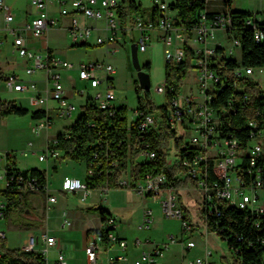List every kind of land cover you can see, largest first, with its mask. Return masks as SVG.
I'll use <instances>...</instances> for the list:
<instances>
[{
  "label": "built area",
  "instance_id": "built-area-1",
  "mask_svg": "<svg viewBox=\"0 0 264 264\" xmlns=\"http://www.w3.org/2000/svg\"><path fill=\"white\" fill-rule=\"evenodd\" d=\"M121 1L71 0L72 6L68 7L66 0H29L30 5L36 10L35 16L22 26L11 28L8 25L14 18L11 6L5 0H0V10L4 12L7 22L6 28L13 36V52L26 62L25 73L32 76L37 70L44 72L42 79L28 81H23L18 72H11L4 74L1 82L7 91L26 96L34 107L32 112L40 113L41 117L37 118L40 121L32 126V131L40 134L43 130L50 129L54 122L52 114L62 118L72 117L78 109L70 100L74 95L85 97L80 105L81 108L86 103H90L109 116L116 112L113 104L115 68L110 63L95 59V61H79L74 64L48 49L37 51L29 47L30 42L44 36L48 29L60 25L64 16L69 15L66 31L73 44L89 43L93 29H102L106 32L105 35L96 36L98 44L121 40L125 35L136 31L133 40L137 43V50L143 51L149 44V31L158 30V36L165 44L166 63L174 66L185 61V46H191L195 52L193 65L197 72L196 90L182 92V81L171 84L164 81L156 89L158 94L166 97V102L157 108L158 113L136 109L133 121L139 117L135 130L139 140L138 156L143 158V162L153 161L157 157L156 151L146 139L153 129H158L164 124L176 134L181 131L182 150L179 161L181 171L177 172L174 178L181 181L189 178L195 184V189L200 193L201 225L191 220L181 202L179 191L190 189L183 188L182 185L170 184L164 169L148 171L136 180L131 179L127 169L126 174L119 180L121 188H130L142 197L159 198L164 215L178 218L182 223L180 237L170 234L162 241L149 239L141 241L139 238L132 241L131 244L135 248L143 246L149 248L142 249L130 264H169L164 260L165 253L175 244H180L182 247L180 264H243L240 248L229 246L233 235H225L217 219L222 217L224 207H233L246 212V220H250L259 232L264 231V201L260 202L261 194H264V107L255 106L252 114L245 118L243 126L247 129V138L243 142L234 130L229 129L240 99L232 93L221 105H216L215 101L218 103L219 94L229 87H233L234 91H243L245 87L240 83V79H250L258 83L255 77L264 73V67L239 64L229 74L220 72L221 56L237 58L234 55L236 50L241 54L242 43L240 37L234 34L231 5L210 12V16L205 9H201L198 13V22L189 34L183 25L176 24L177 10L170 6L175 0H151L152 6L156 8L155 16L144 17L141 13H127L125 24L120 15ZM193 1L195 0H188L189 3ZM51 3L59 4L56 14L50 12ZM81 16L84 18L83 22ZM88 19L103 23L91 26L86 22ZM239 23L252 28L256 42L264 40V29L261 27V23L264 24V15L260 12L252 11L240 18ZM218 29L224 32L229 46L215 39ZM1 44L0 40V46ZM68 70L76 73L69 91L65 89L62 75V71ZM75 79L80 81L82 85L80 89L77 88ZM40 83L43 86H40ZM261 89L264 91V88ZM259 94L263 95V93ZM248 98L247 94L243 95L244 102ZM49 100H55L57 107H50ZM165 105L167 110L163 113L160 107ZM57 141V135L47 138L40 154L33 150L32 143H29L31 149L23 151L22 154L36 156L41 162L57 159L62 154L60 149L55 148ZM94 158H97L96 154ZM113 165L116 166L117 162ZM0 169L3 171L5 188H15L30 193L41 192L49 203L56 202V196L50 194L48 181L40 182L38 177L13 168L5 154H0ZM86 173L94 175L95 168L88 167ZM61 189L66 193H80L83 202L91 195V189L78 177L65 176ZM108 191L107 185L101 187L102 200H106ZM6 207V200L1 197L0 242L7 237V231L1 227V223L7 219ZM152 216L153 210L145 208L140 227L149 228ZM64 222L70 224L67 219ZM117 226L114 216L104 215L102 235L97 233L95 238L85 245L87 264L129 262L127 250L130 242L118 236ZM200 228L204 230L199 235L198 249L201 253L190 259L187 254L197 248L198 244L194 237L196 230ZM211 236L217 240L215 246L208 244ZM235 236L237 241L243 240L242 236L237 234ZM40 243L42 246L38 247ZM258 243L264 247V238L259 239ZM55 244V237L47 232L42 234L30 232L22 249L38 252L47 260L49 249ZM248 244L250 247L253 246L251 241ZM110 245H116L120 252L111 255ZM101 246L104 247L103 250ZM2 255L3 251L0 249V259ZM55 264H65V257L61 251L56 256Z\"/></svg>",
  "mask_w": 264,
  "mask_h": 264
},
{
  "label": "rangeland",
  "instance_id": "rangeland-1",
  "mask_svg": "<svg viewBox=\"0 0 264 264\" xmlns=\"http://www.w3.org/2000/svg\"><path fill=\"white\" fill-rule=\"evenodd\" d=\"M8 1V0H7ZM15 5V11L19 14V21L23 22L24 19L29 18L30 10L33 6L27 2V0H9ZM8 1V2H9ZM142 1L145 5L149 0H137ZM239 8L249 9L252 11H258L260 14L264 15V0H234ZM128 3L129 0H126ZM151 2V0H150ZM70 0L67 5H70ZM152 6L151 4H148ZM84 21L83 16H81V22ZM89 25L94 26L97 24L95 20L88 19L86 21ZM136 31L133 34L125 35L121 40L118 41H108L103 44H98L96 42V36L98 34L105 35V30L93 29L92 35L88 40L89 43L86 45H74L72 44L71 37L66 30L57 26H53L48 31V37L50 40V45L53 51L61 56L63 59L71 63H77L78 61L88 62L95 61V59H101L106 63H110L115 68V74L113 75L114 82V100L113 104L115 107H125V115L127 122L130 123L134 119V111L139 106V98L144 99V91L138 85L137 71L133 66L131 58V43L135 42L134 37L136 36ZM150 38L149 44L146 50H138L139 63L143 70L149 74L150 77V91L149 100L153 102L156 109L154 112L158 113L157 107L163 105L166 102L165 95H160L156 92L158 86L162 85L165 81V44L162 39L158 36L156 30L149 31ZM0 36L3 39V43L0 46V66L10 69L14 68L21 75L23 81L39 80L43 78L44 72L37 70L35 74L29 76L25 73V65L16 53L12 51V34L8 30H0ZM217 41L224 43V45L229 46V42L225 39L224 32L222 30L216 31ZM113 48H116L113 50ZM234 55L239 59L241 54L239 50H236ZM149 64V68H145V65ZM196 70L194 68H189L185 78L182 80V92H189L196 90L195 88V76ZM63 84L66 90H71V83L73 78H75L76 73L73 70L62 71ZM259 85L264 88V73L257 75L255 77ZM77 88L82 87L80 81L76 80ZM43 86L42 83L39 84ZM91 92V91H90ZM93 92V91H92ZM91 92V93H92ZM82 96L74 95L70 100L77 106V111L73 113L70 118L56 117L52 114L54 120L49 130H43L40 134H36L32 131V126L37 124L40 120L32 117L31 113L33 106L29 103L26 96L7 91L2 82H0V99L13 101L15 104L21 105L27 108L29 113L25 115L12 113L6 117H0V154H5L6 152L11 153L15 157V161L18 163L20 168L30 169L43 167L44 169L48 164L46 162H40L36 156H24L23 151L30 150L29 143H32V149L37 151L38 154L42 153L47 138H52L59 133H66L68 127L71 126L79 114L82 112L80 105L84 102ZM142 102H144L142 100ZM50 107H57V102L55 100H49ZM181 135V131L177 133ZM178 153L175 147L173 139H171L170 149L167 152V162L171 164L176 158H178ZM142 157L138 156V161H142ZM49 167L51 162L48 161ZM56 169L49 168V178L50 186L52 188H57L59 180L67 176H77L84 179L86 176V163L84 161H73L66 158L59 157L56 161ZM3 171L0 169V190L5 188V181L2 178ZM183 188L190 189L189 191L180 190L179 194L181 197V202L186 208L189 217L193 222H197L201 225L200 218V193L195 189V184L189 178L185 180L182 185ZM98 189L91 190V195L85 201L80 203L71 201L68 208L79 212L84 211L87 215L88 213H96L101 217L100 208L97 206L95 208H88V206L94 200H97ZM40 196L44 199V195L38 192ZM2 196H0L1 198ZM60 200L57 204L61 207ZM264 201V194H261L260 202ZM65 202V201H64ZM103 207H106L109 214L116 218L117 231L129 233V238L134 241L139 238L141 241L149 239L151 241H162L166 240L167 236L172 234L176 237H180L182 234V223L181 220L174 217H166L161 209L159 198L155 197H142L130 188H109L106 200L101 201ZM63 207H67V203H64ZM33 208V209H32ZM145 208H150L153 210L152 222L149 228L138 229L137 223L140 222L143 216V211ZM30 210L36 219L27 220L25 216L21 214H13L9 219H6L1 223V227L7 231V237L4 240L5 246L10 249L22 248L27 233L29 230H35L38 232H44L46 210L44 206L32 207L30 205ZM204 230L200 228L196 230L194 240L198 244L197 250L200 247L199 235ZM170 232V233H168ZM168 233V234H167ZM166 234V235H165ZM187 236V235H186ZM160 239V240H159ZM204 240V236H202ZM217 240L214 237H210L208 244L210 246H215ZM179 245V246H178ZM225 245V244H224ZM225 247V246H223ZM102 250L104 249L101 246ZM181 245L175 244L171 245L168 251L165 253V258H170L175 260L176 264H180L181 256ZM196 249L190 251L187 255L188 258L194 259L197 253ZM111 254L115 255L114 252ZM129 254V251H128ZM56 253L49 251L47 264H55ZM103 256L101 257L102 260ZM79 264L85 263L84 257H78ZM130 263V262H129Z\"/></svg>",
  "mask_w": 264,
  "mask_h": 264
},
{
  "label": "trees",
  "instance_id": "trees-1",
  "mask_svg": "<svg viewBox=\"0 0 264 264\" xmlns=\"http://www.w3.org/2000/svg\"><path fill=\"white\" fill-rule=\"evenodd\" d=\"M232 0H225V5H231ZM206 2L204 0H195L191 3L188 0H175L170 3L172 8L177 10L176 24L183 25L190 34L192 28L198 22V13L201 9H205ZM251 10L235 9L232 10L234 34L241 39V58L221 56L219 64L221 73H230L237 65H252L264 67V40L256 42L253 38V30L250 27L243 26L239 23L240 18L250 14ZM127 13H141L144 17L148 15L155 16L156 8L154 6L145 7L140 1L122 0L120 4V15L123 24L126 23ZM208 16L211 15L207 12ZM264 29V24L261 23ZM230 38V37H229ZM87 43L74 44L86 45ZM185 61L179 65H165V82L168 84L182 81L189 68H194L193 59L195 52L191 46L186 45ZM222 50V48H219ZM149 68V64L145 65ZM4 70L0 67V81L3 79ZM240 83L245 87L243 91H234L233 87H229L225 92L219 94L218 103L221 105L233 93L238 97V110L235 116L231 118L233 122L229 129L234 130L237 136L243 142L247 138V129H245L244 120L252 114V109L255 106L264 107V91L258 83L250 79H240ZM259 93H263L261 96ZM249 96L246 102L243 101V95ZM168 98V97H167ZM139 106L137 109L144 111H154L156 109L153 102L149 100V91L145 98H139ZM142 100L144 102H142ZM158 108V107H157ZM160 110L165 113L167 105L160 107ZM12 113L25 115L29 111L21 105L15 104L13 101L0 99V117H6ZM32 117H41L39 112H32ZM139 117L135 121L128 123L125 115V107H116L114 115L109 116L98 107L86 103L82 106V112L79 114L75 122L68 127L66 133L57 135V144L55 148L62 151L61 158L70 159L73 161H84L86 168L94 167L95 174L88 175L86 173L83 179L87 187L91 190L101 188L107 185L109 188L120 187L119 180L126 174L129 169L131 179H139L148 171L164 169L168 176L170 184L183 185L185 180L181 181L174 178V175L181 171L179 163L181 157L182 135L168 129L166 125H161L158 129H153L147 136L150 146L156 151L157 157L153 161L143 162L138 161L139 140L136 136L135 125H137ZM93 124V125H91ZM171 139L175 143L178 153L171 164L166 160L167 152L170 149ZM94 154L97 158H94ZM13 168H17L15 157L11 153H5ZM117 162L114 166L113 163ZM18 169V168H17ZM103 169V170H102ZM102 170V172H99ZM24 174H30L38 177L40 182L47 181V171L45 169L30 168L22 170ZM32 193L15 188H4L0 190L6 202V218L9 219L13 214H21L28 216L30 210V196ZM28 210V211H27ZM102 218L106 212L100 208ZM217 220L220 221V227L224 229L225 235H233L229 241V246L239 247L240 255L243 264H262L264 259V247L258 243V240L264 238V231L259 232L252 225L250 220H246V212L233 208L224 207L223 215ZM102 235L101 230L96 231ZM243 237L242 241H237L235 235ZM249 241L253 246H249ZM0 249L3 255L0 259V264H47V260L38 252L24 251L22 248L10 249L5 246L4 241L0 242ZM114 264H117L115 262Z\"/></svg>",
  "mask_w": 264,
  "mask_h": 264
},
{
  "label": "crops",
  "instance_id": "crops-1",
  "mask_svg": "<svg viewBox=\"0 0 264 264\" xmlns=\"http://www.w3.org/2000/svg\"><path fill=\"white\" fill-rule=\"evenodd\" d=\"M5 1L11 6L12 12L14 14L13 20L8 23L9 27H11V28L22 26L25 22L29 21L36 14V10L33 7L30 10L29 18H26L23 20V22H20L19 21L20 16L17 13V11H15V8H14L15 5L13 4V2H10L9 0H8L9 2L7 0H5ZM66 1L68 3L69 0H66ZM27 2L29 3V0H27ZM140 2L145 7H151L150 5H148V4H151L150 0L146 5L142 1H140ZM71 6L72 5L70 3V5L68 7H71ZM224 6H225L224 0H206L205 11L206 12L219 11V10H222L224 8ZM231 6H232V8H235V9H242V8H239L237 6V4L234 0H232ZM58 9H59L58 3H53V4L51 3V5H50V12L51 13L56 14L58 12ZM242 10H249V9H242ZM68 21H69V15L64 16L62 18L60 25H58V27L62 28L63 30H66V25L68 24ZM102 23H103V21L97 22V24H102ZM6 27H7V22H6L5 14L3 11L0 10V30H3V29L8 30ZM49 30L50 29H48V31ZM48 31L45 33L44 36L30 42L28 44L29 47L31 49L37 50V51L45 50V49L53 51V48L50 45V40L48 37ZM156 31L158 32V30H156ZM0 40L3 43V39L1 36H0ZM12 42H13V38H12ZM12 46H13V44H12ZM115 49L116 48H113V50H115ZM12 51H13V49H12ZM21 59L25 65L26 62L24 61L23 58H21ZM0 67H2V66H0ZM2 69L4 70V74L11 73V72H17V70H15L14 68L6 69V68L2 67ZM57 160H58V158L57 159H50L49 160L51 162L50 167H49V163L46 162V164H48V165L45 168V170L47 171V181H48V185H49V189H50V194L56 196V202L55 203H49L47 201V197L44 196V199H43L40 196V198H39L38 193H32L30 196V205L32 207L44 206V208L46 210V215H47V217L45 218L46 230L44 232L29 230L27 235L30 232H35L36 234H42V233L47 232L49 235H53L56 239V244L53 247H51L49 249V251L55 252L56 255L61 251L65 257V264H79L78 257H80V256L84 257L85 263H86L87 262L86 261V254H85V250H84L85 245L88 241L93 240L95 238V236L97 235L96 231H99L102 229L103 218H102V216L100 217L98 214L92 213V212H90L86 215L85 212L81 211V210L79 212L74 211V210H70L68 208V206L70 205L71 201L80 203L81 195H80V193H66V192H64L61 189V183L63 180L62 178L59 180L57 188L54 189L50 186V178H49L48 169L49 168L56 169L55 166H56ZM15 166L20 170H26L24 168L23 169L20 168L18 166L17 162H16ZM37 168L44 169L43 167H37ZM65 176H67V175H65ZM72 177H77V176H72ZM98 191L99 192L97 194V196H98L97 200H94L93 202H91V204L88 206V208H90V207L95 208V207L100 205L101 208L106 212V214H109L106 207H103V205L101 203L102 198L100 195V189ZM60 200H64L65 202L64 201L61 202V207H58L57 204ZM64 203H67V207H63ZM25 217L27 220L36 219L35 215H33L32 213H30L28 216H25ZM143 217H144V211H143V216L141 217L140 222L137 223V227L139 230L144 229V228L140 227ZM65 219H67L70 222L69 225H67L64 222ZM116 232H117L119 237L126 238L130 242L128 250H127V251H129V262L130 263H131L132 259H134L136 256H138V254L140 253V251L142 249H148L149 248V246H143L140 248H135L131 244V240L133 238H129V233L118 232V231H116ZM168 233H170V232H168ZM26 239H27V237H26ZM26 239H25L23 246L26 243ZM23 246H22V248H23ZM41 246L42 245L40 243L38 245V247H41ZM196 251H197L196 254L201 253V252H199L200 251L199 249ZM111 252H114V254L116 255L120 252V250L116 245H110L109 253L111 254ZM111 255H113V254H111ZM165 261L169 262V264L178 263L175 260H172L170 258H167ZM129 262L127 264H130ZM47 263H48V261H47Z\"/></svg>",
  "mask_w": 264,
  "mask_h": 264
},
{
  "label": "water",
  "instance_id": "water-1",
  "mask_svg": "<svg viewBox=\"0 0 264 264\" xmlns=\"http://www.w3.org/2000/svg\"><path fill=\"white\" fill-rule=\"evenodd\" d=\"M131 58H132L133 66L137 71L136 73H137L138 85L144 91V94L146 95L147 92L150 90V77H149V74L143 70L142 66L139 63L136 42L131 43Z\"/></svg>",
  "mask_w": 264,
  "mask_h": 264
}]
</instances>
